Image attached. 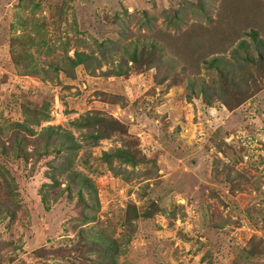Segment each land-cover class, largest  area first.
<instances>
[{"label": "rangeland", "instance_id": "1", "mask_svg": "<svg viewBox=\"0 0 264 264\" xmlns=\"http://www.w3.org/2000/svg\"><path fill=\"white\" fill-rule=\"evenodd\" d=\"M241 40L261 60H237ZM214 56L247 90L223 87ZM88 114L98 143L75 124ZM25 120L71 132L91 183L57 174L56 142L7 145L0 264H264V0H0V124ZM118 147L138 164L102 160Z\"/></svg>", "mask_w": 264, "mask_h": 264}, {"label": "trees", "instance_id": "2", "mask_svg": "<svg viewBox=\"0 0 264 264\" xmlns=\"http://www.w3.org/2000/svg\"><path fill=\"white\" fill-rule=\"evenodd\" d=\"M253 39L257 38V32L252 28V30H250L248 32ZM260 42L262 43V41L260 40ZM249 46V44H247L246 40H241L239 43V49H234L233 50V56L238 60L239 58H243L244 62L248 61V62H256L257 60H261L262 58V54L260 52V54L257 55V57H253L250 56L246 53V48ZM240 49L243 50V52H245V54L243 53L242 55L240 54ZM136 55H137V49L134 47L132 49V54H131V58L132 59H136ZM97 59V58H96ZM69 60L72 64V66H78L81 64H85L86 62H88L90 60V55L87 54L86 52L83 51H76L75 56L74 57H69ZM208 62V66L212 67V68H216L215 70L218 72V79L221 80V82H224L223 87H227L228 84L232 83L231 87H236V93H234V96L237 97L240 93H242L243 91L247 90L245 88H243V83L244 81L247 83V78L246 76V70L244 71L243 74L240 75V77H242L241 80H237L236 78L237 75L234 76H228V71L225 70V67L227 64V62H225L224 58L222 56H214L213 58H211L210 60H207ZM229 63V62H228ZM248 64V63H247ZM241 65V63H240ZM223 66V67H220ZM248 67V66H247ZM247 69V68H245ZM122 72V70L117 72V75ZM215 85H216V79H215ZM208 85L206 84L204 87L206 88ZM220 87L219 90H217V94L220 95V97L222 98H226V95L229 91L228 88H223ZM203 89L204 90L206 89ZM206 99L209 100V96H208V92L207 95L204 96ZM209 97V98H208ZM225 101V100H224ZM42 117L43 119L47 120L49 119V114L46 112H42ZM97 118L98 116H94L92 114H88L87 116L83 117L81 120H77L76 121V126L79 128H87L88 129V134L85 133V138H86V143L92 144V143H98V141L100 139H102L103 137H105L107 130H103L105 125H99L97 124L96 126H94L95 122L94 119ZM101 121L104 120L103 117L100 118ZM26 121V120H25ZM37 121V120H36ZM32 121H26V122H21V121H12L7 123V127L2 129V124H0V145H1V149H0V154L2 153H7V145L10 144V148L13 149V151H15V153H17L16 155L19 157H25L27 158V155H29V151H25L24 148H22L23 144L26 142L28 143L29 141H31V138H28L29 135L31 136H35L33 139L36 142V144H38L39 140H43L44 144L41 146V148L39 150H37L38 152L36 153V156L42 155H49L50 151H56V152H63L65 151V156L64 159L57 164L58 166H52V168L57 169V174H61L64 175L65 173H67V176L69 178V185L72 184H76L78 185V179L80 178L82 180V184L89 186L88 182H90V178H88L87 176L82 175L81 173L76 172V170H73L72 168V160H73V155L76 154L78 152L79 149H81L83 146L82 144L76 139V137H74V135H72L71 132L69 131H65L62 130L61 126H59V124H49V125H44L41 129V131L37 132L35 131V129L32 128L31 126ZM36 123V122H34ZM11 130V131H10ZM9 132V139H5L8 140V143H6V141H4V136L6 134V132ZM59 133L62 135V137L58 138ZM28 135V136H27ZM28 140V141H27ZM57 141L61 142L57 143ZM56 142V143H55ZM55 143L54 145H58V147H54L53 150L49 148L50 144ZM64 145V146H63ZM63 149V150H62ZM117 158L119 160H121L124 163H129L130 165L134 166L138 164V158L135 155V153L131 154L130 150H127L123 147H118L115 148L114 150L111 151H103L102 153V160L105 161L106 163L111 164L113 159ZM3 167V166H2ZM4 168V172H7V168ZM67 170V171H66ZM51 179L53 180L52 186L55 183H58V180L56 179V174L51 175ZM81 184V185H82ZM80 185V186H81ZM79 186V185H78ZM67 188H69L70 186H66ZM66 189V188H64ZM63 189V190H64ZM78 195L80 199L82 198V191L79 188L78 189ZM43 199L46 200V196L42 195ZM88 206V203L86 204ZM100 240H93V245L96 248L97 246H99L100 244L98 243ZM109 249L110 251L112 249H115V244L114 241L112 244H109Z\"/></svg>", "mask_w": 264, "mask_h": 264}]
</instances>
